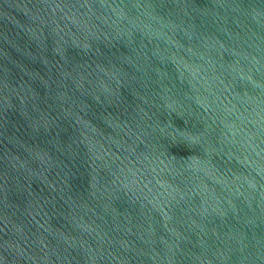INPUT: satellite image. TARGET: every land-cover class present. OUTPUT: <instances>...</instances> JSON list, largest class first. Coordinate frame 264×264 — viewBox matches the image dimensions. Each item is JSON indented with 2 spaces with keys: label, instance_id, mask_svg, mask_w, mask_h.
Segmentation results:
<instances>
[{
  "label": "water",
  "instance_id": "1",
  "mask_svg": "<svg viewBox=\"0 0 264 264\" xmlns=\"http://www.w3.org/2000/svg\"><path fill=\"white\" fill-rule=\"evenodd\" d=\"M0 264H264V0H0Z\"/></svg>",
  "mask_w": 264,
  "mask_h": 264
}]
</instances>
